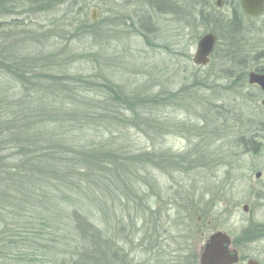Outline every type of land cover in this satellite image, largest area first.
<instances>
[{
	"label": "rangeland",
	"instance_id": "374dc122",
	"mask_svg": "<svg viewBox=\"0 0 264 264\" xmlns=\"http://www.w3.org/2000/svg\"><path fill=\"white\" fill-rule=\"evenodd\" d=\"M32 1L5 0L0 11V24H5L0 29V51L10 62L0 69V121L18 119L16 106L23 95L33 97L40 73L47 80L43 74L56 73L58 63L69 74H82L96 83L89 89L87 83L75 82L69 86L79 92L65 93L63 99L78 102L85 96H109L118 112L121 103L105 88L112 84L120 96L142 108L136 115L129 110L128 118L123 113L121 117L129 123L125 127L119 120L112 134L101 129L99 136L103 142L111 136L117 144L128 146L135 160L126 170L128 181L115 175L108 186L111 194L106 195L108 188L102 189L108 201L103 209L108 220L103 224L115 228L119 223L121 239L131 252L118 264H200V254L214 231L223 230L239 241L249 220L264 226L260 206L252 213L242 210L247 179L264 167V97L247 81L250 71L264 66V13L249 17L237 0H223L221 7L217 0H156L152 4L66 0L52 8L34 7ZM71 1L77 4L72 6ZM14 19L24 23H10ZM230 23L236 24V31H231ZM210 30L219 34L216 51L208 64H196L198 41ZM39 55L47 66L36 71L35 79L32 70L26 77L22 70L11 69L20 57ZM51 55L54 58L49 60ZM30 76L31 82L21 79ZM139 158L144 163L137 165ZM114 161L118 166V159ZM124 170L120 168L119 173ZM118 188H127V195ZM229 202L238 204L236 212L220 215ZM182 207L197 217L198 210L213 222L208 226L205 219L193 249L175 257L182 244V240L174 242L181 234L175 222ZM158 241L169 245L171 259L156 256ZM245 254L264 264V232ZM147 258L149 262H144Z\"/></svg>",
	"mask_w": 264,
	"mask_h": 264
},
{
	"label": "trees",
	"instance_id": "16d2710c",
	"mask_svg": "<svg viewBox=\"0 0 264 264\" xmlns=\"http://www.w3.org/2000/svg\"><path fill=\"white\" fill-rule=\"evenodd\" d=\"M65 1L32 2L36 4L34 7L45 4V8H52V4ZM146 1L152 4L156 0ZM71 2L73 6L76 1ZM4 3L5 0H0V11ZM237 5L240 7V0ZM22 21L14 19L10 23L22 25ZM3 25L0 24V29ZM231 26V31L237 30L236 24ZM37 29L42 34L45 32L41 26ZM2 54L0 51V69L10 63L5 62ZM53 55L48 59L52 60L56 56ZM36 57H20L11 69L18 68L25 76L30 70V74H36L47 66L43 63L45 58ZM35 61L40 64L36 66ZM64 67L56 64V73L43 74L47 78L45 81L40 73L34 96L23 95L16 106L18 119H9L7 123L0 121V264H118V260H127L131 253L120 236L123 227L119 223L115 228L103 224L108 220V214L103 213L108 201L102 189L108 188L115 175L128 181L126 170L135 160L131 159L128 146L117 144L111 136L110 140L103 142L99 136L101 129L112 134L119 126V120L125 127L129 123L121 117L123 113L131 110L136 115L142 108L137 109L136 102L120 96L112 84L105 85L106 91L115 93L114 99L126 111L119 109L117 112L109 96L99 99V95L92 98L84 95L85 98L78 102L63 99L65 93L79 92L69 86L75 82L87 83L89 89L96 84L84 79L82 74H69ZM256 70L264 72V66ZM35 76L38 77V73L33 79ZM31 77L25 81L23 77L21 79L26 83L31 82ZM115 159H118V166H115ZM139 163H144V159H136V164ZM118 168L125 170L119 173ZM109 170L114 174H109ZM133 171L136 174V169ZM118 191L127 195L128 189L118 188ZM111 192L109 189L106 195ZM178 210L182 215L179 212L181 217L175 223L181 234L174 237V242L182 240V244L175 257H183L188 248L193 249L192 242L199 234L200 224L194 220L197 216L192 210L189 212L186 207ZM195 213L203 214L198 210ZM101 215L107 218L100 219ZM165 242L158 241L154 246L158 247L159 255L156 256L163 259V255H169L171 259L173 256ZM149 259L152 261L153 256Z\"/></svg>",
	"mask_w": 264,
	"mask_h": 264
},
{
	"label": "water",
	"instance_id": "95a60500",
	"mask_svg": "<svg viewBox=\"0 0 264 264\" xmlns=\"http://www.w3.org/2000/svg\"><path fill=\"white\" fill-rule=\"evenodd\" d=\"M223 0H217L216 5L221 7ZM242 11L249 17L260 15L264 10V0H241ZM93 18H96L95 12ZM217 42V35L214 32L205 33L198 41L194 62L199 65H206L210 62V55ZM249 82L258 84L264 91V73L251 71ZM231 238L224 231H216L207 239L200 254V264H234L238 262L237 252L231 248ZM248 264H260L255 260H249Z\"/></svg>",
	"mask_w": 264,
	"mask_h": 264
},
{
	"label": "flooded vegetation",
	"instance_id": "af4514ba",
	"mask_svg": "<svg viewBox=\"0 0 264 264\" xmlns=\"http://www.w3.org/2000/svg\"><path fill=\"white\" fill-rule=\"evenodd\" d=\"M240 5H241V0H240ZM263 12H264V10H263ZM209 32H214L217 35V42H216L215 48L210 55V61H211V57L215 53V49L218 46L217 44H218V40H219V34H218V31H216V30H210ZM252 71L264 73L263 71H258L256 69L252 70ZM249 73L247 76L248 78L246 77L248 83L250 85H255L258 88V90L260 91V97H264V91L262 90V88L258 84H251L249 82ZM257 99H259V98L257 97ZM262 103L264 104V99H263ZM254 176H255L254 178H248L247 179L248 182L246 183L245 187L243 188V191L246 193V198L244 199V202H242V210L245 213H252L253 208H255V207L257 208V206L258 207L260 206L261 209H264V167L257 170L255 172ZM233 189H234V187L231 186L229 191L233 192L232 191ZM226 206H227L226 210H223V212L220 215H222V214L227 215L228 214L230 216L231 214H234L236 212L238 204L233 203V202H229L226 204ZM213 210L214 209H212L210 211V213H212ZM204 215H206V213H204ZM226 215H224V216H226ZM210 216H212V214H210ZM205 219L207 220L206 224L208 226H211V224L213 222L211 217H210V219H207V218H204L203 215H199L197 217L196 221L200 225L204 226L203 222ZM253 223H254V221L252 219V222L249 220V223L245 224L243 232H242V234H244V237H242V239H240L239 241H237L235 239L233 240L231 235H229V233L226 232L231 238V245H230L231 248L234 249L239 256L238 262H236L234 264H242V263L248 264V261L251 259L262 264V262L260 260L254 258L250 254H247V255L245 254L246 251L250 250V245L252 243H256V242L260 241L262 234L264 232V229H263L264 226H261L262 225L261 223L256 222V225H255V223L254 224ZM216 231H223V230H216ZM216 231H214V232H216ZM199 261H200V259H199Z\"/></svg>",
	"mask_w": 264,
	"mask_h": 264
}]
</instances>
